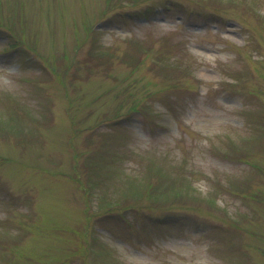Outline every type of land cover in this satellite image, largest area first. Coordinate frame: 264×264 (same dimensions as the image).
<instances>
[{
    "label": "rangeland",
    "instance_id": "obj_1",
    "mask_svg": "<svg viewBox=\"0 0 264 264\" xmlns=\"http://www.w3.org/2000/svg\"><path fill=\"white\" fill-rule=\"evenodd\" d=\"M0 264H264V0H0Z\"/></svg>",
    "mask_w": 264,
    "mask_h": 264
},
{
    "label": "trees",
    "instance_id": "obj_2",
    "mask_svg": "<svg viewBox=\"0 0 264 264\" xmlns=\"http://www.w3.org/2000/svg\"><path fill=\"white\" fill-rule=\"evenodd\" d=\"M168 7H169V6H168ZM172 8H173V7H172ZM147 10H148V9H147ZM144 12H146V11L140 12V17H141V14L144 15ZM138 14H139V13H138ZM140 17H139V18H140Z\"/></svg>",
    "mask_w": 264,
    "mask_h": 264
}]
</instances>
